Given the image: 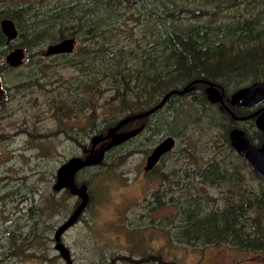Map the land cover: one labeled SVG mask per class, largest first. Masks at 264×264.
<instances>
[{"label":"rangeland","instance_id":"rangeland-1","mask_svg":"<svg viewBox=\"0 0 264 264\" xmlns=\"http://www.w3.org/2000/svg\"><path fill=\"white\" fill-rule=\"evenodd\" d=\"M71 1L80 0H0V19L11 20L18 31L10 40L0 21V36L7 38L5 47L0 48V75L7 92V99L0 104V264H67L55 248V233L81 200L54 189L57 171L70 159L86 156L84 146H91L93 137L102 135L111 123L129 116L132 108L146 110L151 104L155 107L153 97H163L177 89L178 85L170 86L192 70L187 66L188 53L181 49L182 54L175 55L173 39L167 41L165 31L172 21L174 26H179L181 19H190L192 24H219L230 21L235 13L241 17L235 32L240 37L250 36L236 43L244 47L253 41L256 45L264 34V0H99L103 3L93 12L83 6L71 7ZM217 1L224 3V15L199 18L213 13ZM64 5L69 8L66 20L56 14ZM21 7L19 14L11 13ZM246 22L253 24L246 28ZM64 31L80 35L74 36L75 52L67 57H45L48 46ZM187 36L194 40L190 32ZM217 42L222 43V48H217ZM260 43L264 46V39ZM21 44L31 47V55L24 59L22 67L11 69L7 55L16 47L25 48ZM200 44L206 45L201 49L206 48L207 53L202 49V54H196ZM185 46H190L198 57L194 64L203 68L200 73L209 69V74H217L211 69L212 61H222L224 65L239 60V47L233 54L218 58L210 52L218 53L225 47L233 50L230 41L184 42ZM251 48L253 45L246 50ZM85 54V60L89 58L87 54H92L96 62L84 63L81 69L72 67L76 66L73 57L79 61ZM262 67L258 73L244 71L245 76L264 78ZM190 73L197 75L195 71ZM175 97L147 121L146 131L112 150L102 165L77 176L78 182L88 186L90 202L77 225L62 237L74 264H234L242 256L264 264V257L257 259L225 245L231 241L264 249V180L232 149L227 131L229 116L222 118L203 88ZM241 127L263 139L253 122L241 123ZM169 136L177 141L174 152L160 162L156 174H145L152 149ZM216 160L223 161L229 170L227 179L213 171ZM201 170L206 179L215 183L204 182ZM160 173L166 177H160ZM231 179L234 182L216 181ZM162 180L172 183L163 185ZM173 198L179 205V215L176 216L174 202L160 210L164 218L157 220L153 216L157 205ZM194 203L202 206L195 212L203 209L199 220L218 209L234 214L240 222L250 213L255 227L244 235L233 230L217 234L216 229L215 233L197 234L198 225L186 219ZM182 204L186 207L182 208ZM231 206L236 207V213ZM123 218L131 229L149 236L147 241L139 242L140 246L150 242L153 247L143 246L148 253L142 261L138 254H130L133 247L125 245V228L120 222ZM113 223L122 230L113 231ZM151 225H163L165 229L155 232L150 227L149 235L145 227ZM192 233L200 242L211 238L212 243L195 244L199 246L196 248L175 242V234L189 239ZM154 234H163L164 238H154ZM222 237L228 238L225 244L213 242Z\"/></svg>","mask_w":264,"mask_h":264},{"label":"trees","instance_id":"trees-1","mask_svg":"<svg viewBox=\"0 0 264 264\" xmlns=\"http://www.w3.org/2000/svg\"><path fill=\"white\" fill-rule=\"evenodd\" d=\"M119 1L122 2V0H119ZM124 1H126V0H124ZM224 1L226 2V1H233V0H224ZM100 3H103V2H101L99 0H80V1H71L69 4L71 5V7L74 5L83 6L86 11L93 12L95 10V8L97 7V5ZM66 6L67 5H64L62 10H58L56 12V14H58V16H59L58 18L66 20V16L68 15L67 13L69 10V8H66ZM78 6H77V8H78ZM180 6H183V5H180ZM224 6L225 5L222 1L214 2V4H213L214 12L208 13L207 15H205L203 17H199V18L210 19L212 16L217 15V13L224 15V13H225V7ZM22 8L23 7L14 9V11L11 13H18L19 14L21 12ZM258 9H259V7H258ZM62 11H64V13ZM166 18L170 19L169 17H166ZM240 18L241 17H238L235 13H233L230 21H228V22L224 21V22H221L219 24H217L216 22H214L212 24H204L203 22L197 23V24H192V23H190V21H191L190 19L188 21H187V19L186 20L181 19L179 22V26H177V25L174 26L176 24L175 20L172 21L171 25H169L170 27L165 31L166 36L168 37L167 41H172V39H173V42H172L173 49L172 50L175 53V55H177V53L182 54L181 49L185 50L186 54L188 53L187 60L189 61V64H187V66H188V68L190 67L192 69L190 72L195 71V72H197L196 73L197 75L189 72L188 74H186V76L185 75L181 76V80L175 84H172L170 87L176 86V85L180 86V85H182V84H184V83H186L192 79H195V78H200V79L204 78V80L206 82L213 81L215 84H217V83L220 84V86H222L225 90H229L231 93H235L237 90H239L243 87L249 86L255 82L264 81V78H260V75L259 76L254 75L250 79H249L250 76H245L246 73L251 74L252 72L253 73L260 72L259 69H261L260 67H262V66H263L262 68H264V62H262V64L255 66L256 63L264 60V46H263V43H260L261 40L264 39V34L261 36L259 42L256 45H255V42H253V41L246 42L244 44V47L242 46L241 43H236L237 41H239V38L244 40L245 38L250 37L247 35L245 37H242V36H244L243 34H241V37H240V33L235 32L236 28L240 27V21H239ZM251 18H253V17H251ZM88 19H89V16L87 17V20ZM2 20L3 19H0V21H2ZM252 24H253V22H246L245 27L250 28L252 26ZM175 27H177V28H175ZM187 32H190V34L193 36L194 40L187 36ZM165 33H164V35H165ZM69 34L70 33H66L65 31H64V33L61 32L60 36L53 42V44L56 43L57 41L62 40L66 35H69ZM35 38L37 39L38 37H35ZM251 38H253V37L251 36ZM202 40L203 41H207V40L221 41L224 43L227 42V44H229V41H230L231 45H233L232 46L233 50H230L229 48L225 47L223 49H220L218 53L211 51V50H210V52L213 53L212 56H216L218 58L219 56H224L225 54L226 55L233 54V51L235 52V49L237 47H239V52L237 53V55L239 56V60H237L236 62H231V63L225 62L224 65H223L222 61H212L213 68H211V69L215 70L217 74H209L208 73V71H210L209 69L207 71L200 73L203 70V68L198 69L199 66L194 64V62L196 61L194 58H198V57L195 55L194 50L192 48H190V46L184 47V42H196V41H202ZM6 41H7L6 37H3V35L0 36V44L3 43V45L0 48L5 47ZM83 41L85 42L86 40L83 39ZM32 42L35 43L36 41H32ZM24 45H25V48L27 50V53H29L28 56H30L31 55V52H30L31 47L27 48L26 44H24ZM217 45L219 46V47L217 46V48H222L221 47L222 43L217 42ZM250 45H253V48L246 50V49H248V47H250ZM205 46L206 45L200 44L199 45L200 49L196 48V50H195L196 54H202V49L205 53H207L206 48L201 49V47H205ZM91 55L92 54H87V56H89V58L85 60V56H86V54H85L83 60H79L76 62L78 64L76 66H79V69H81V68H83V64L87 63V62H89L90 65H93L96 62V60H93V57H90ZM188 70L186 72H188ZM197 70H199V73ZM244 71H248V72L244 73ZM170 87H167V88H170ZM167 88H165V89H167ZM202 88L205 91L206 88H204V87H202ZM163 91H161V93ZM171 92L172 91H170L168 93H171ZM167 94H165L163 97H161V95L159 97L157 96L158 98L153 97L154 103L160 104ZM153 98H152V100H153ZM172 99L174 100V99H176V97H174ZM152 105L153 104H151L150 106H152ZM156 115L154 116V118L156 117ZM228 121H229V127L232 126L231 129H229V127L227 129L228 135L233 129L242 128L241 125L233 123L230 120V118ZM252 137H254V135H252ZM254 139H255L256 143H258V144L261 142V137H259L258 139L254 137ZM218 161L219 160H216L214 162L213 171L219 175H222L223 178L227 179L229 170H226V167H224L222 165L223 161H219V162ZM201 174L204 177L202 170H201ZM234 175H233L232 179H234ZM232 179L231 180H216V181L217 182H221V181L234 182V180H232ZM262 180H264V179H262ZM203 181L209 185H212L215 183L213 180H208V179L203 180ZM237 189H238V187H237ZM237 189H233V191L237 192ZM197 199H200V198H197ZM251 203H252V200L249 202L248 207H250ZM236 204H238V203H236ZM192 206H191L190 210L186 213V219H188L192 225H198L195 228V231L197 232V234H205V232H208V231H210L209 233H215V231H213V230L216 229L217 234H219L220 232L227 233L228 231L230 234V230H233L235 232L240 233L241 235H244L246 231L253 229L255 227V224L250 220V217H249V216H251L250 213H248L249 216H247L246 218H244L240 222V219L238 217L235 219L234 214L224 213L223 211H226V210H223L222 212H220V210L216 209L214 211H210V212L206 213V215L199 220L198 219L199 213L203 209H199L196 212H195V210H196V208L202 207V206H199L197 203L196 204L194 203ZM185 207H186V205L182 204V208H185ZM230 210L233 211L234 213H236V211H237L236 207H233V206L230 207ZM120 222L122 224H124V218ZM112 230L113 231H118V230L120 231V230H122V227L118 226L116 223V224H114V227L112 228ZM187 234H189V233L187 232ZM145 235L148 236L146 233H145ZM190 236H191V238L186 239V238H182L178 234H176V237L180 242H188L190 245L212 243L211 238L207 239L204 242H200V239L197 238L196 234L192 233ZM203 237H205V236H203ZM224 240L228 241V238L222 237L220 239H213V242H216L218 244H221V243L225 244ZM129 241L136 242V239L135 238H129ZM236 241L239 242V240H236ZM230 243L232 244L231 246H233L236 249H239L241 251L248 250V251H252V252L257 253V254H261V255L264 254V249H259L257 247H250V246L244 247V245L241 246L238 243L231 242V241H230ZM226 244H228V243H226ZM128 248H132L131 249L132 253L138 252L140 250L139 245H137V244H130L128 246ZM170 255H171V253L169 252L164 257L166 259H168V257Z\"/></svg>","mask_w":264,"mask_h":264},{"label":"water","instance_id":"water-1","mask_svg":"<svg viewBox=\"0 0 264 264\" xmlns=\"http://www.w3.org/2000/svg\"><path fill=\"white\" fill-rule=\"evenodd\" d=\"M2 28L5 34L9 37L10 40H13L18 31L15 27V24L11 20H3ZM75 48V40L67 39L57 44H53L48 47L46 55L51 56L54 54H61V53H70ZM25 59V52L21 48H17L7 56V63L12 68H18L23 64ZM208 84L207 93L209 94L210 101L214 103H220L221 105L225 106L226 104L223 101V96L217 88V85L212 82H206ZM189 90H193V88H186L184 90H174L171 93L167 94L163 99V102L153 108L148 112H144L141 114H135L132 116H126L120 119L117 122V125L113 128H110L107 131V135H100L96 136L92 140V152L86 158H79L74 157L70 159L66 164L61 166L58 170V179L57 184L55 185V190L59 191L62 189H68L70 193L74 196H77L81 203L79 207L72 213L69 219L64 222V224L57 230L55 234L56 238V249L60 252L61 257L65 260L67 264H74L70 250L62 243V237L68 230H70L74 225L77 224L82 214L87 209V206L90 202V196L88 193V187L86 185H82L76 177L83 171L85 168L90 166H95L100 163L104 157L105 153L112 148L113 145L123 141L126 139V136L120 133L119 131L125 127L126 125L135 122L137 120L143 119L145 116L150 115L151 113L155 112L159 108H161L165 102L172 96V95H184ZM7 92L3 89V83L0 78V102L6 99ZM231 104L233 107H240V108H250L256 107L264 102V82H256L249 86L243 87L237 90L230 99ZM227 107V106H226ZM228 108V107H227ZM228 111V109H227ZM260 111V112H259ZM255 114L246 117V118H236V120L241 119H249L253 118L257 115L259 117L256 120L257 127L264 132V108L259 110ZM231 145L232 147L239 153L241 157L246 159L252 168L256 171L258 175L264 177V142L260 147L253 146L244 131L242 130H232L230 133ZM110 140L106 148L99 149L97 152L96 149L102 143ZM174 147V141L172 138H168L160 143L152 152V154L148 157L146 171L152 170L159 160L167 153L172 150ZM96 148V149H95ZM95 149V154H94Z\"/></svg>","mask_w":264,"mask_h":264},{"label":"flooded vegetation","instance_id":"flooded-vegetation-1","mask_svg":"<svg viewBox=\"0 0 264 264\" xmlns=\"http://www.w3.org/2000/svg\"><path fill=\"white\" fill-rule=\"evenodd\" d=\"M74 36H79L80 37V35H78V32L77 31H74L73 33H70L69 35H66L62 40H60V41H58V42H56V43H54V44H57V43H59V42H62V41H64V40H67V39H73V40H75V47H76V42H77V39H76V37H74ZM82 42V41H81ZM51 45H53V44H51ZM50 45V46H51ZM21 46H24L25 47V45L24 44H21ZM49 47V46H48ZM17 48H21V49H23L24 50V52H25V58H27L28 57V55H29V53H27V50H26V48H23V47H16V48H14V50L15 49H17ZM75 52V48H74V50L72 51V52H70V53H61V54H54V55H51V56H48V55H46V53H47V50H46V52H45V57H53V56H55V57H67V56H69V55H72L73 53ZM11 53V52H10ZM73 59L74 60H72V63H73V65L75 64V65H78L76 62H77V58L76 57H73ZM9 67H10V65L9 64H7ZM23 65V64H22ZM22 65L20 66V67H22ZM20 67H18V68H20ZM72 67H77V66H72ZM79 67V66H78ZM11 69H18V68H12V67H10ZM0 78H1V80H2V75H0ZM209 82H212V83H214L213 81H209ZM215 84V83H214ZM217 85V88H219V91L221 92V94H222V96H223V101H224V103L226 104L225 106H223V105H221L220 103H214L213 101H210V99H209V94L207 93V89H208V84L206 83V81L204 80V78H202V79H200V78H195V79H192V80H190V81H188V82H186V83H184V84H182V85H180V86H178V88L177 89H175V90H184V89H186V88H188V89H190V88H193V90H189L187 93H185L184 95H178V94H176V95H172L170 98L172 99L173 97H175V96H185V95H188V94H192V93H194V92H197V91H199V90H201L202 89V87H204V88H206L205 89V94L207 95V98H208V101L210 102V103H212L213 104V106H215L217 109H218V112L220 111V114L222 115V118H224V115H228L229 116V118H230V120L233 122V123H235V124H239V125H241V123H245V122H253L254 124H255V126H256V128L262 133V136H263V139L261 140V142L258 144V143H256V141H255V139H254V137H252L246 130H244L243 128H235L234 130H236V129H238V130H242V131H244L245 133H246V135H247V138H248V140H249V142L253 145V146H256V147H260L262 144H263V142H264V132L263 131H261L258 127H257V125H256V120H257V118L259 117V115H257V116H255V117H253V118H247V119H241V120H236V118H234V117H237V118H246V117H249V116H251V115H253V114H255L256 112H258L259 110H261L262 108H264V102L263 103H261L260 105H258V106H256V107H250V108H246V109H244V108H240V107H233L232 106V104H231V101H230V99H231V97H232V95L234 94V93H231L229 90H225L222 86H220V84H216ZM4 89V88H3ZM5 90V89H4ZM5 92H6V90H5ZM230 95V96H229ZM169 98V99H170ZM6 99H7V96H6ZM5 99V100H6ZM168 99V100H169ZM4 100V101H5ZM167 100V101H168ZM166 101V102H167ZM3 102V101H2ZM2 102H0V104L2 103ZM165 102V103H166ZM160 104H157L156 106H159ZM155 106V107H156ZM228 108H227V107ZM154 107V104L151 106V107H148V109H146V110H144V109H141V108H132L131 109V111H130V115L129 116H132V115H135V114H141V113H144V112H148V111H150V110H152L153 108H155ZM161 109H162V107L161 108H159L158 110H156L155 112H153V113H151L150 115H147V116H145L143 119H140V120H137V121H135V122H132V123H130V124H128V125H126L125 127H123L119 132L120 133H122L123 135H125L126 136V139H124L123 141H121V142H119V143H117V144H115V145H113L112 146V148L110 149V150H108L106 153H105V157H104V159L100 162V163H98L97 165H95V166H90V167H87V168H85L83 171H85L86 169H90V168H93V167H97V166H100V165H102L103 164V162L105 161V159H106V157H107V155L112 151V150H114V149H116V148H118V147H120V146H122L123 144H125V143H127V142H129V141H131V140H133L134 138H136L142 131H146L147 129H148V125H147V121L148 120H150V118H152L153 116H155L158 112H160L161 111ZM227 109H228V111H227ZM239 111H241V112H249V114L248 115H246V116H243V115H241L240 113H239ZM260 112V111H259ZM111 122H113L112 120L109 122V123H111ZM145 124V126H143ZM117 125V122L116 123H111L109 126L110 127H108V128H106V129H104L103 130V132H102V135H107V131L110 129V128H113V127H115ZM96 136H100V135H96ZM96 136H94V137H96ZM230 136V133H229V135H228V137ZM93 137V138H94ZM168 138H172L173 139V141H174V147L172 148V150L170 151V152H167L160 160H159V162L157 163V165L152 169V170H150V171H146L145 169H146V166H147V163H146V166H145V168H144V171H145V174H148V175H154V174H156V167L160 164V162L165 158V157H167L168 155H170L171 153H173L174 151V149H175V147H176V145H177V141H176V139L174 138V137H172V136H169V137H167L166 139H168ZM166 139H164V140H166ZM93 140V139H92ZM163 140V141H164ZM163 141H161L160 143H162ZM109 143H111V141L110 140H108V141H106V142H104V143H102L101 145H99V146H101V149H103V148H106V146L109 144ZM160 143H158L153 149H152V151H151V153L149 154V156L152 154V152L154 151V149L160 144ZM92 144L93 143H91V146H84V152H85V154H87L86 156H80L81 158H86V157H88L90 154H91V152H92V148H93V146H92ZM230 145H231V139H230ZM98 146V147H99ZM232 146V145H231ZM98 147H97V149H96V151L98 152L99 151V149H98ZM95 149H94V154H95ZM233 150H234V152H236L237 153V151L234 149V148H232ZM238 155H239V153H237ZM148 156V157H149ZM79 157V158H80ZM125 157V156H124ZM243 158V157H242ZM147 160H148V158H147ZM246 160V159H245ZM247 161V160H246ZM248 162V161H247ZM67 163V162H66ZM65 163V164H66ZM249 163V162H248ZM63 166V165H62ZM252 167V166H251ZM59 170V169H58ZM253 171L255 172V174H257L256 173V171L253 169ZM82 172V171H81ZM158 173H159V171H158ZM258 175V174H257ZM260 178H262V179H264V177H261L260 175H258ZM160 177H166L165 175H164V173H160ZM200 178L201 179H203V180H207L206 178H204L203 176H202V174H201V172H200ZM57 179H58V171H57ZM76 179H77V177H76ZM162 182H163V185H165V184H170V183H172V181L171 180H166V182H164V180H162ZM57 184V183H56ZM55 184V185H56ZM87 186V185H86ZM88 187V186H87ZM54 189H55V186H54ZM57 191V190H56ZM61 191H67V192H69L70 193V191L68 190V189H62V190H59V192H61ZM162 190H160L159 192H161ZM88 193H89V190H88ZM72 195V194H71ZM74 196V195H73ZM90 196V195H89ZM76 198H78L77 196H75ZM79 199V198H78ZM174 202H175V204H176V207H177V215L176 216H178L179 215V213H180V209L178 208V203H177V201H176V199H168L167 201H165L164 203H159L158 205H157V208L153 211V216L157 219V220H160V219H163L164 218V216H162L161 217V214H160V210L161 209H163V208H165V207H169L170 205H175L174 204ZM88 207V206H87ZM76 210V209H75ZM74 210V211H75ZM84 214V213H83ZM83 214H82V216H83ZM72 215V214H71ZM70 215V216H71ZM69 216V217H70ZM81 216V217H82ZM80 217V218H81ZM69 219V218H68ZM67 219V220H68ZM168 220H174V218L173 217H168L167 218ZM66 220V221H67ZM80 220V219H79ZM79 222V221H78ZM77 222V223H78ZM113 224H116V223H113ZM77 225V224H76ZM75 226V225H74ZM73 226V227H74ZM123 226L125 227V230H123V236H122V238L124 239V241H125V245H130V244H137V245H139V242H140V244L143 242V241H147L148 239H149V236H146L145 235V233L144 232H142L141 230H134V229H131L130 227H129V225H128V223H127V219L125 218V221H124V224H123ZM72 227V228H73ZM150 227H154V231L155 232H158L159 230H164L165 229V227L163 226V225H151V226H147V227H145V231L146 232H148V234H149V228ZM143 230V229H142ZM141 231V232H140ZM57 232V231H56ZM67 233V232H66ZM167 233V236H168V238L170 237V233L169 232H166ZM56 234V233H55ZM150 235V234H149ZM152 237H154V238H157V239H162V238H164L163 237V234H154V235H151ZM175 237H176V234H175ZM129 238H135L136 239V242H132V241H129ZM172 239H174V237H172ZM175 242H177V244H184V245H187V246H192V247H196V248H199V246L198 245H195V244H193V245H190L188 242H180L178 239H177V237L175 238ZM55 242H56V238H55ZM63 243V242H62ZM57 244V243H56ZM145 244H150V246L152 247V243H150V242H147V243H144V244H142L141 246L139 245V248H140V250L138 251V252H134V253H132V252H130V254H138V257L140 258V260L142 261V259L143 258H145V256L147 255V253L148 252H144V249H143V246L145 245ZM208 243H204L203 245H207ZM221 244H223V243H221ZM225 245H228V246H231L232 244H225ZM231 247H233V246H231ZM56 248V247H55ZM234 249H236L235 247H233ZM152 250H153V247L151 248ZM57 250V249H56ZM154 250H155V248H154ZM237 251H240V252H245V253H250V254H252V256L253 257H255V258H257V259H260V258H263L264 257V254L263 255H258V256H254L253 255V253L254 252H252V251H248V250H244V251H241V250H239V249H236ZM58 251V250H57ZM59 252V251H58ZM71 252V251H70ZM252 252V253H251ZM60 253V252H59ZM71 256H72V253H71ZM10 257V256H9ZM3 259L4 260H6V258L5 257H3ZM9 259V258H8ZM73 259V258H72ZM234 264H259V262L257 261V260H253V261H250V259L249 258H246L245 256H242L241 258H239V259H237L235 262H234Z\"/></svg>","mask_w":264,"mask_h":264},{"label":"bare ground","instance_id":"bare-ground-1","mask_svg":"<svg viewBox=\"0 0 264 264\" xmlns=\"http://www.w3.org/2000/svg\"><path fill=\"white\" fill-rule=\"evenodd\" d=\"M7 56H8V55H7ZM255 83H256V82H255ZM180 91H181V90H180ZM168 94H169V93H168ZM162 102H163V101H162ZM162 102H161V103H162ZM161 103H160V104H161ZM233 130H234V129H233ZM230 133H231V132H230Z\"/></svg>","mask_w":264,"mask_h":264}]
</instances>
